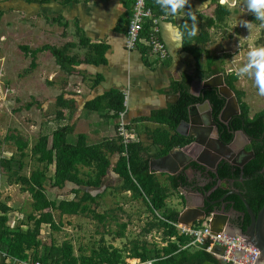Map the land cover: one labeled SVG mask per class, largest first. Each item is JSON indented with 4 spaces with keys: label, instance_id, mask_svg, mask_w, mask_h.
Instances as JSON below:
<instances>
[{
    "label": "trees",
    "instance_id": "obj_1",
    "mask_svg": "<svg viewBox=\"0 0 264 264\" xmlns=\"http://www.w3.org/2000/svg\"><path fill=\"white\" fill-rule=\"evenodd\" d=\"M56 1L0 0V18L5 12L18 11L22 6L39 8L48 6L51 2ZM125 1L129 6L133 4L134 0ZM9 2H13V5L10 4L11 7H8L9 4L7 3ZM16 2H19L18 7L14 4ZM67 2H70V0H61L60 4L63 5ZM214 3H216V0L212 1V4ZM146 7L150 9L155 18L165 17L172 19L174 17L165 16L159 5L156 4V0H146ZM230 14V10L216 5L214 7V16L211 18L201 22L200 17H197L200 30L195 37L189 38L186 34L180 37L181 51L189 54L196 61V71L199 74L198 76H187L182 83L176 84L173 87V91L179 95L177 102L170 105L166 110L156 112L150 118V120H154L168 128L167 131L156 130L151 135L152 145L158 148L155 157H163L174 148L185 147L193 141V138L180 137L176 129L182 121L179 120L175 123L169 120V117L176 115L179 110L181 105L179 92L196 100V98L189 95V86L195 78L199 81H204L223 71L221 66L227 55L221 57L212 55L203 48V45L210 40L209 31L217 28V26L224 25L226 18ZM41 16L45 20H49L46 15L41 14ZM185 21L191 24L188 16L183 18L179 26L180 31H183L181 26ZM53 22L58 23L63 28L67 26L66 24H61L58 18H55ZM150 28V22L143 26L140 35L142 42L136 45V49H139L143 56L147 52L145 43L147 44ZM78 45L86 47L88 50L87 57L83 60L67 54L68 50L74 47L71 43H66L61 47L43 45L36 49H30L28 46H19V50L23 55L30 58V69L36 67L37 54L49 52L56 66L65 76H70L75 72V68L79 64L98 65L104 63V60L101 59L105 50L103 45L89 44L87 40L81 39ZM202 56L205 59L206 69L203 73L200 72L202 67L200 59ZM101 80V76L96 75V79L92 84L93 87L99 85ZM236 81L237 76L232 74L224 75L226 86L233 91L237 99L240 111L239 118L243 125L261 120L264 117V110L249 117L248 108L242 102L244 93L236 89ZM215 94L217 95L216 91ZM123 102L124 98L121 93L110 90L86 102L84 108L96 112L103 119L113 120L118 118L120 112H123ZM54 104L61 109H68L69 111L75 109V102L71 99H65L62 95L55 98ZM33 106L40 110L42 108L38 102L31 101V103L26 105V109L28 110ZM188 107H185L187 120ZM70 130V127L65 126L54 130L50 135L42 134L30 149L31 155L41 156L46 163L42 169L32 171L28 177L18 178L20 184L26 187L25 190L31 198V212L23 221L25 229L21 227V224L14 228L9 226L7 214L10 208L6 203L0 202V252L12 260L25 261L31 258L41 264H125L122 250L112 245L104 244L97 248H91L89 255L80 253L75 256L73 246L69 241H64L60 245L52 243L50 246L44 247L42 254L38 257L30 254V251L37 245V236L40 234L42 225H47L52 231H59L62 227L61 218L63 216L86 215L87 213L92 214L99 221L103 220L104 215L95 214L94 211H90L89 206L97 205V199L104 190L103 183L111 172V176L114 175L120 179L118 190L129 192L132 197L142 200L155 220L156 224L153 225V228L160 229L164 238L165 246L156 251L154 257H149L147 249L144 246L138 247L135 243L133 245V258L140 261H151L152 264H197V260L200 257L205 259L201 261V264L206 262L207 259L212 262V259L200 249L185 247L189 242V238L179 235L178 230L173 225L178 221V213L167 208L165 203L167 191L161 187L156 176L149 169V161L153 156L147 154L140 143L129 141L128 144L124 145L121 138L117 136L113 140L99 144H87L82 137L69 141ZM8 140L14 143L16 152L20 156L25 154L24 151L28 148V142L25 138L20 135H10ZM248 150L250 151V146ZM116 156L117 159L112 162V158ZM13 158L14 156L9 161L13 160ZM251 160L252 158L247 163ZM2 162L4 163V161ZM51 166H53L52 171L49 169ZM235 168L241 169L239 167ZM175 177H168L170 187L174 190L178 187L182 188ZM47 190L54 194V198L47 196ZM92 191L96 192L95 195L92 194ZM69 195H73V197L68 199ZM54 212H57L60 216L58 222L54 219ZM29 223H31V226H29ZM122 237L119 235L117 238ZM0 264H4L3 260H0Z\"/></svg>",
    "mask_w": 264,
    "mask_h": 264
},
{
    "label": "crops",
    "instance_id": "obj_2",
    "mask_svg": "<svg viewBox=\"0 0 264 264\" xmlns=\"http://www.w3.org/2000/svg\"><path fill=\"white\" fill-rule=\"evenodd\" d=\"M60 2L61 0H57L48 4V6L39 8L35 6H22L18 10L22 14L23 23H33V27H31L32 41L35 43L47 38L43 42V45H51L50 40L54 38V35L51 34L56 32L52 26L53 24L58 27L60 26L58 23H54L53 20L58 18L61 24L67 25L62 33L64 44L71 43L74 45L73 48L68 50V55L76 56L80 60L85 59L88 50L86 47L79 46L78 44L80 39L87 40L89 44H101L105 47L101 58L104 60V63L98 65L79 64L76 66L75 72L70 76H65L61 72L68 80L65 81L63 86L56 79H53V74L47 77H40L39 80L34 81L39 86H43L36 90V97L56 98L62 95L65 99L73 100L75 102V109L69 111L68 109L58 107L59 116H56L57 119H54V121L59 128L65 126L71 128L70 139L76 140V138L82 137L87 144H99L116 138V127L119 120L103 119L96 112L84 108V105L86 102L110 90L121 93L124 98L122 121L126 125L127 136L130 138V141L140 143L145 152L153 156L151 160L158 159V157H155L158 148L152 145L151 135L156 130L167 131L168 128L154 120H150V118L156 112L166 110L173 104V98L169 97V95L177 94L173 91V87L176 84L182 83L187 76H198L199 74L196 71V61L192 56L181 51L180 36L177 35V30L182 19L188 16L187 13L189 11H195L198 8L197 0H189V5H186L185 11L181 12L178 16H174L172 19L162 18L158 21L159 38L165 46L167 53V57L164 60L152 55L146 43L147 52L144 56L139 49L128 51L124 47L126 26L132 13V5L128 6L125 0H70V2L63 5ZM8 7L11 6L9 5ZM41 14L46 15L49 20H45ZM28 28L31 29L30 26ZM211 30L214 32L217 28ZM237 40H239L240 45L242 44L238 53L234 50L231 51L234 48L233 41L236 43ZM140 42H142V39ZM210 43L211 34L209 42L203 45V48L210 50ZM222 44L227 50L225 51L227 61L226 63H224L225 60L223 61L224 66H226V73L236 76V70L246 61L249 47L264 45V28L256 27L251 34L249 29L244 27L243 30H240V34L236 35L235 39L227 36ZM228 47H230V50H228ZM43 53L46 54L44 61L47 64H54L55 68L59 70L50 53L42 52L39 54ZM234 58L235 62L232 61ZM35 63L36 67L32 71L41 69V62L37 58ZM203 64L205 65V59L202 56L200 65ZM204 71L205 69L201 67L200 72L203 73ZM96 75H100L102 80L99 85L93 87L92 84L96 79ZM72 78H78L79 80L77 82L70 81ZM25 80L23 79V83H25ZM237 80V85L235 84L237 86L236 89L244 93L242 102L248 108L249 117L263 111L264 96L258 94L254 82L243 83L239 77H237ZM193 81L199 80L195 78ZM74 84H78L79 88L75 87ZM196 86L194 85V89L192 88L193 93L197 92L198 87ZM55 98L51 99L50 102L54 103ZM204 112V108H197L193 111L187 122L193 121L194 123H180L176 129L177 134L183 138H193L196 132L199 134L205 128L204 125H201L202 121L206 122ZM202 134L207 136L208 141H210V143L208 142L210 150L207 152L211 159L215 157V153L218 151L231 156V158L238 157L242 155L243 149L247 151L249 147L248 142L242 135H238L229 148L222 149L215 142L218 137L216 130L213 129L210 133L204 132ZM194 152L199 155L201 150L194 148ZM116 159L117 156L113 157L112 162ZM152 172L161 187L167 191L166 206L168 209L178 213V223L194 224L203 219L202 215L197 211V209L202 208V197L198 193L184 190L181 187L174 190L170 187L168 181L170 175L158 171ZM110 180L113 183L117 182V184L120 182V179L117 176H111L110 172V176L103 183V189L106 187V181ZM4 203L9 207L7 202ZM10 216H13L12 219H15L18 214L12 211L8 212L7 222L9 226L11 224ZM57 216L60 220L58 213ZM79 216H63L62 222L64 219L69 221ZM222 225L221 221L217 222L214 228ZM63 230L72 231V229H69V226L64 227V223H62L59 231H52L47 225H42L40 234L37 236V245L30 251V254L38 257L42 254L44 247H48L52 243L60 245L64 241H69L73 246L75 256H78L80 253L89 255L91 248L89 251H82L80 247L75 250L73 241L67 240L65 237L57 244L54 239ZM105 239L102 242H106ZM120 242H122V239L112 237V241L102 244L118 248ZM206 263L208 262H203L202 264Z\"/></svg>",
    "mask_w": 264,
    "mask_h": 264
},
{
    "label": "rangeland",
    "instance_id": "obj_3",
    "mask_svg": "<svg viewBox=\"0 0 264 264\" xmlns=\"http://www.w3.org/2000/svg\"><path fill=\"white\" fill-rule=\"evenodd\" d=\"M212 1L197 0L198 8L195 11L201 22L214 16L215 3L212 4ZM7 4L13 5V2ZM14 4L18 7L19 2ZM204 4L203 9L199 11ZM239 4L241 6L231 12L230 18L229 16L226 18L222 27L217 26V30L214 32L209 31L211 34L210 50H208L210 54L219 57L226 55L225 51L227 50L222 43L227 36L235 39L236 35L240 34V30L245 27L240 24L241 21H249L259 25L256 17L244 7V0H239ZM4 5L6 4L4 3ZM22 19V14L16 10L5 12L0 18V202H7L10 211L18 214L17 217L14 216L15 219H12L13 216L9 217L10 227L14 228L21 224V227L25 229L23 221L31 212V198L25 190L26 187L20 184L18 178L28 177L32 171L44 167L46 163L44 158L31 155L30 149L40 135H50L59 128L54 121L57 119L58 107L50 102L55 97H36V90L43 86H39L34 81L50 74H53V79H56L62 86L68 80L55 68L54 64H47L44 61L45 53L36 55V58L41 62V69L32 71L33 69L29 68L30 58L23 55L19 46L26 45L35 49L41 47L47 38L34 43L31 39L33 23H23ZM52 27L56 32L51 34L54 35V38L50 40L51 45L61 47L64 44L62 36L64 28L54 24ZM233 44L234 48L231 51L234 50L238 53L242 44H239V40L236 43L233 41ZM229 48L228 50H230ZM226 61L227 59L224 63ZM224 63L221 66L223 70L221 74L227 75ZM202 68L205 69L204 64ZM23 79H26L25 83H23ZM78 80V78H72L70 81L77 82ZM242 81L243 83L254 82L247 77L243 78ZM236 85L235 87H237ZM74 86L79 88L78 84H74ZM31 101L38 102L42 107L41 110L36 106L27 110L26 105ZM10 135H20L27 140L28 148L24 151L23 156L16 152L14 143L8 140ZM69 141H71L70 138ZM12 156H14L13 160L9 161ZM49 169L52 171L53 166ZM119 183H113L112 180L106 181V187L100 193L97 205L89 206L90 211H94L100 216L104 215L102 221L90 213L80 215L69 221L64 219L62 222L64 227L69 226L72 231H61L54 241L58 244L65 237L67 240L73 241L75 250L80 247L82 251H89L90 248H97L103 245L101 243L106 244L112 241V237L121 235L123 236L120 238L122 242L118 245V249L124 252L125 263L127 260L136 259L132 257L135 243L138 247L144 246L149 252V257H154L156 251L165 246L161 230L153 228V225L156 224L155 220L142 200L132 197L131 193L118 190ZM95 193L92 191L93 195ZM47 196L54 198V194L49 190H47ZM72 197L73 195H69L67 198ZM53 216L58 222L57 212H54ZM103 239L106 242H102ZM203 260L205 259L200 257L197 264H201ZM206 262L213 263L209 259Z\"/></svg>",
    "mask_w": 264,
    "mask_h": 264
},
{
    "label": "water",
    "instance_id": "obj_4",
    "mask_svg": "<svg viewBox=\"0 0 264 264\" xmlns=\"http://www.w3.org/2000/svg\"><path fill=\"white\" fill-rule=\"evenodd\" d=\"M194 85L198 87L196 93L192 92ZM179 94L181 105L169 120L194 123L187 122L185 107L189 106V119L197 108H204L206 122L201 123L204 131L196 132L187 146L176 147L167 155L150 160L149 169L176 176L184 190L198 193L202 197V208L197 211L202 218L211 215L213 226L221 221L225 226L222 235L229 238L236 235L243 239L245 249L250 246L259 252L255 264H264V117L243 125L237 99L221 73L204 81L191 82L189 95L196 100L182 92ZM169 97L173 98L174 104L179 95ZM213 129L218 136L215 142L222 149L229 148L238 135L244 137L250 151L242 150L243 160L234 161L221 151L211 159L207 152L210 141L202 133H210ZM194 148L201 150L199 155Z\"/></svg>",
    "mask_w": 264,
    "mask_h": 264
},
{
    "label": "built area",
    "instance_id": "obj_5",
    "mask_svg": "<svg viewBox=\"0 0 264 264\" xmlns=\"http://www.w3.org/2000/svg\"><path fill=\"white\" fill-rule=\"evenodd\" d=\"M218 5L225 7L231 12L241 6L239 0H216L214 7ZM165 17L155 18L148 7L146 0H134L132 13L125 31L124 47L128 51L136 49V45L141 41V31L143 26L150 22L151 28L148 35L147 45L152 55L161 60L167 57L165 46L159 38L158 21ZM123 112L118 114L116 136L120 137L122 143L128 144L130 138L126 133V125L122 121ZM179 235L189 238L185 247H195L200 249L205 255L212 259V264H255L259 255L257 249L243 244L244 240L234 235L232 238L223 236L224 226L215 227L212 224L211 215L194 224H173ZM173 239V238H171ZM0 260L4 264H41L31 258L25 261L12 260L0 252ZM125 264H152L151 261H140L139 259L127 260Z\"/></svg>",
    "mask_w": 264,
    "mask_h": 264
},
{
    "label": "clouds",
    "instance_id": "obj_6",
    "mask_svg": "<svg viewBox=\"0 0 264 264\" xmlns=\"http://www.w3.org/2000/svg\"><path fill=\"white\" fill-rule=\"evenodd\" d=\"M156 4L159 5L165 16H178L181 12L185 11L186 5H189V0H156ZM204 6L205 4L199 11ZM244 7L256 17L259 25L249 21H241L240 24L248 28L251 34L256 27L264 28V0H244ZM187 15L191 20V24L185 21L181 26L183 31H180L178 28L177 35L182 37L186 34L189 38L195 37L200 30L196 11H189ZM232 61L235 62V58ZM235 74L241 79L245 77L252 79L258 90V94L264 96V45L258 47L250 46L247 51L246 61L236 70Z\"/></svg>",
    "mask_w": 264,
    "mask_h": 264
},
{
    "label": "flooded vegetation",
    "instance_id": "obj_7",
    "mask_svg": "<svg viewBox=\"0 0 264 264\" xmlns=\"http://www.w3.org/2000/svg\"><path fill=\"white\" fill-rule=\"evenodd\" d=\"M247 151H249V150H247ZM243 158H244V156L241 155V156H238V157H233L232 160L239 162V161L243 160ZM226 217L228 218V216H226Z\"/></svg>",
    "mask_w": 264,
    "mask_h": 264
}]
</instances>
